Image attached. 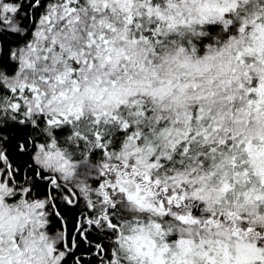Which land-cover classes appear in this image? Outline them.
<instances>
[{"label": "snow or ice", "instance_id": "snow-or-ice-1", "mask_svg": "<svg viewBox=\"0 0 264 264\" xmlns=\"http://www.w3.org/2000/svg\"><path fill=\"white\" fill-rule=\"evenodd\" d=\"M111 12L109 16L107 2L101 10L95 0H0V200L8 198V193L13 202L35 209L37 219L25 221L24 227L32 225L28 235L35 237L42 229L39 238L44 242L48 233H54L51 242L44 244L49 264H122L117 249L126 239L121 213L122 197L127 194L124 184L128 182L135 183L137 194L142 185H147V192L154 187L152 194L159 204L154 210L165 219L174 201L176 208L183 201V207L190 209L188 215L175 219L183 225L199 226L196 235L200 239L197 242L181 236L176 246L182 258L175 264H264V228L254 229L250 225L255 221L240 213H218L215 207L205 210L204 203H197L203 200L198 195L202 189L196 187L197 177L202 181L205 175L215 176L226 160L231 162L234 177L248 175L245 164L250 161L240 156L248 152L251 158L253 146L239 131L211 121L202 131L189 129L170 149L159 148L150 158L149 167L157 169L156 176L144 175L137 180L138 161H122L118 156L122 142L126 137L134 139L139 147L169 123L167 119L160 123L153 115L145 93H134V99L118 103L111 114L93 111L87 118L82 108L73 111L54 106L57 99L79 93L90 74L108 78L100 81L105 90L108 85L116 87L115 73L107 70L114 50L109 47L113 43L110 37L119 35L115 25L123 29L126 42L150 44L152 56L161 50L158 46L163 45L166 33L160 25L166 18L159 11L158 0H142L137 14L117 15L115 8ZM240 15H244L243 10ZM105 17L112 22L105 25ZM223 23L233 30L230 18ZM257 27H264V21ZM245 30L246 26L239 27L241 34ZM121 51L124 55L117 57L115 68L122 76H129L136 64L124 48ZM241 56L238 53L236 59L243 65ZM144 59L151 62L147 55ZM244 76L247 79L236 77L238 97L225 99L236 113L244 111L245 102L246 114L251 115L252 110L259 113L264 104V77L257 80L250 72ZM227 83L230 87L233 81ZM236 98L239 107L234 103ZM193 118H197L195 112ZM53 149L64 162L56 167L42 165L41 157L49 158ZM160 172L165 178L163 186ZM177 176L183 178L177 180ZM231 187L226 183L224 190ZM127 199L133 196L127 194ZM136 203L143 206L139 200ZM154 227L162 238L172 231L165 232L162 223ZM222 231L228 233L224 240L200 236L206 232L209 237H219ZM25 242L23 232L19 238L12 235L5 256L0 234V264H31L36 257L22 247ZM176 256L174 252L173 258Z\"/></svg>", "mask_w": 264, "mask_h": 264}, {"label": "clouds", "instance_id": "clouds-1", "mask_svg": "<svg viewBox=\"0 0 264 264\" xmlns=\"http://www.w3.org/2000/svg\"><path fill=\"white\" fill-rule=\"evenodd\" d=\"M105 2L111 16L113 8L118 10L117 15L127 14L129 11L137 14L142 0H118V2L95 0L101 10ZM158 3L159 11L166 18L160 25L166 35L163 37V45L158 46L161 50L155 56L151 55L150 44H133L122 39L125 33L119 25H115L119 35L114 34L110 37L113 43L109 47L114 50L112 63L107 66V70L115 73L113 78L117 80L116 87L108 85L105 90V84L100 81H107L108 78L95 73L90 74L87 83L81 85L79 93H70L65 100L57 99L54 106L61 110L72 108L73 111L82 108L84 117L87 118L93 111L103 113L107 110L111 114L118 103L134 99V93H145L144 98L151 101L149 107L154 109L153 115L160 118V123H163L164 119L169 123L139 147L134 139L126 137L122 142L118 156L122 161H138L136 171L140 176L137 180L144 175L156 176L157 169L149 167L150 158L159 148L170 149L177 140L184 138L189 129L202 131L206 122L211 121L213 125L218 123L223 127L239 131L246 143L250 141L253 146L251 158L248 152H243L240 156L243 160L250 161L245 164V167L249 168L248 175L234 177L230 167L231 162L226 160L215 170V176L205 175L202 181L197 177L196 187L202 189L198 195L203 197V200L197 203H204L205 210L215 207L218 213L220 211L227 213L229 210L234 215L240 213L255 221L250 225L254 229L264 228V219H262L264 218V104L261 105L259 113L252 110L251 115H248L246 102L244 111L236 113L232 104L225 99L229 95L238 97L237 76L247 79L244 73L250 72L257 80L264 77V27H257V24L264 21V2L261 0H158ZM119 10L124 12L121 13ZM241 10L244 11L243 16L240 15ZM221 12H224L223 17ZM156 13L157 8L154 5L152 13L154 20ZM229 18L232 20V31L225 28L223 23L224 19ZM104 19L105 25L112 22L107 17ZM253 21H256V24ZM168 24L172 27H167ZM240 26H246L243 34L239 32ZM128 40H131L130 34ZM121 48L127 51L136 64L129 76H122L115 68L117 57L124 55ZM238 53H242L241 59L245 61L243 65L236 59ZM145 55L150 57V63L145 62ZM250 65L254 67H249ZM229 80L233 81L230 87L227 83ZM234 103L239 107L238 98ZM194 112L197 117L195 119ZM155 127L154 120L153 128ZM143 135L141 132V136ZM63 162L64 158L55 149L51 151L49 158L41 157L42 165L56 167ZM71 163L77 162L71 161ZM159 175L163 186L164 174L160 172ZM182 178L177 176V180ZM226 183L232 185L228 190H224ZM124 187L133 199L128 200L127 194L122 197L121 215L124 217L122 230L126 239L117 249L122 264H175L176 260L182 258L181 250L176 246V241L181 236L199 241L200 237L196 235L199 226L183 225L175 219V216L188 215L190 211L183 207V201L180 202L179 208L175 207L176 201H174L173 207L168 211V218L165 219L154 210L159 207L158 197L152 194L156 191L154 187L151 192H147L144 190L147 185H142V190L138 194L134 182L125 183ZM192 190L189 185V194ZM5 196L8 198L0 200V234L5 241V256L9 254L7 252L9 238L12 235L19 238L23 232L26 242L22 247L28 248L29 254L36 257L31 264H49L44 244L51 242L54 233H48L49 239L44 242L39 238V231L42 229H38L35 237L28 235L32 225L24 227L25 221L29 218L37 219L33 215L35 209L19 201L13 202L8 193H5ZM138 200L142 207L137 205ZM201 219H204L203 215ZM155 223H162L165 232H168L169 228L172 231L162 238L160 231L154 227ZM215 231L216 229H213V232ZM227 235L228 233L223 231L219 237H209L206 232L200 233L205 240L213 241L224 240ZM165 244L168 245L167 249L164 247ZM174 252L177 253L175 258H173ZM220 259L222 254L218 256V260Z\"/></svg>", "mask_w": 264, "mask_h": 264}]
</instances>
